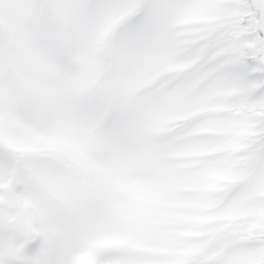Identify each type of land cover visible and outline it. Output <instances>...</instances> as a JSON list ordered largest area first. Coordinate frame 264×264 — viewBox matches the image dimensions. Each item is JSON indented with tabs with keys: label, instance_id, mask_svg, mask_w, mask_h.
Masks as SVG:
<instances>
[{
	"label": "rangeland",
	"instance_id": "374dc122",
	"mask_svg": "<svg viewBox=\"0 0 264 264\" xmlns=\"http://www.w3.org/2000/svg\"><path fill=\"white\" fill-rule=\"evenodd\" d=\"M0 264H264V0H0Z\"/></svg>",
	"mask_w": 264,
	"mask_h": 264
},
{
	"label": "water",
	"instance_id": "95a60500",
	"mask_svg": "<svg viewBox=\"0 0 264 264\" xmlns=\"http://www.w3.org/2000/svg\"><path fill=\"white\" fill-rule=\"evenodd\" d=\"M26 232H28V230H26Z\"/></svg>",
	"mask_w": 264,
	"mask_h": 264
},
{
	"label": "flooded vegetation",
	"instance_id": "af4514ba",
	"mask_svg": "<svg viewBox=\"0 0 264 264\" xmlns=\"http://www.w3.org/2000/svg\"><path fill=\"white\" fill-rule=\"evenodd\" d=\"M26 230V229H25Z\"/></svg>",
	"mask_w": 264,
	"mask_h": 264
}]
</instances>
